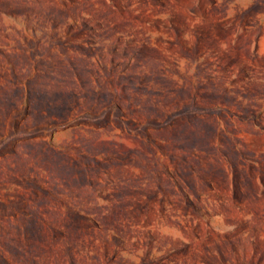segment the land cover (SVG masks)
<instances>
[{"label": "rangeland", "instance_id": "rangeland-1", "mask_svg": "<svg viewBox=\"0 0 264 264\" xmlns=\"http://www.w3.org/2000/svg\"><path fill=\"white\" fill-rule=\"evenodd\" d=\"M0 264H264V0H0Z\"/></svg>", "mask_w": 264, "mask_h": 264}]
</instances>
